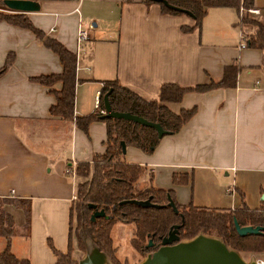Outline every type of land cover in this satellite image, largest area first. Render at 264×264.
I'll list each match as a JSON object with an SVG mask.
<instances>
[{"label": "crops", "instance_id": "1", "mask_svg": "<svg viewBox=\"0 0 264 264\" xmlns=\"http://www.w3.org/2000/svg\"><path fill=\"white\" fill-rule=\"evenodd\" d=\"M35 1L39 10L27 13L32 24L77 57L76 117L95 112L106 80H118L141 98L157 100L164 83L186 88L217 82L224 68L236 63L234 86L188 91L180 102L167 103L174 113L193 107L196 111L177 132L163 135L153 152L126 146L123 158L144 167L138 185L171 190L179 205L230 210L240 204L241 193L247 206L260 207L263 50L240 46L237 9L210 8L199 29L183 32L182 26L193 25L191 16L163 13L159 4L144 0ZM254 7L260 9L254 16L258 26L264 19V0H255ZM79 28L88 36L80 47ZM9 54L13 62L0 75V198L30 203L27 232L23 209L13 202L4 204L18 228L10 251L30 264H55L48 242L63 253L70 243L77 176L68 169L90 163L105 151L106 125L95 120L85 133L74 120L52 115L55 97L50 90L60 89L61 83L45 86L31 78L62 72L57 54L29 29L0 20V68ZM174 175L187 182L174 183ZM229 186L233 193L226 191ZM5 246L0 236V252Z\"/></svg>", "mask_w": 264, "mask_h": 264}, {"label": "trees", "instance_id": "2", "mask_svg": "<svg viewBox=\"0 0 264 264\" xmlns=\"http://www.w3.org/2000/svg\"><path fill=\"white\" fill-rule=\"evenodd\" d=\"M4 0L0 5L5 6ZM173 7H168L157 0H144L146 4H159L160 9L166 14L191 13L194 21L192 26H182L183 32L199 29L207 11L213 7H233L240 12L245 11L239 20L241 31L246 37V46L259 47L263 50L264 65V27L258 25L254 31L253 21L246 12L254 7L255 0H166ZM7 9V8H6ZM0 20L29 29L42 43L55 52L62 64V72L44 74L32 77L45 86L61 83L58 90L51 89L55 97L54 104L50 107V113L64 120H74L75 125L81 131L87 133L91 122L99 120L106 125L105 151L94 155L90 163L82 162L75 166V175L82 178L77 181L75 187L77 216L80 224L90 231V238L98 248L106 253L112 264H120L115 257L116 245H114L111 231L113 226L122 222L131 224V245L142 253H151L160 245L162 237L167 235L169 229L178 224L179 240H188L198 234H205L221 238L225 244L239 253L249 252L254 255L264 254V202L259 208L252 209L247 206L243 194L240 193V204L235 210L211 209L194 206L192 204L179 205L171 190H162L153 186L142 190L135 188L139 179L144 175L143 166L136 163H128L124 160L120 142L126 146H133L145 153H151L158 145L161 138L157 136L152 127L139 123L105 117L101 114L91 113L87 116H74L75 86H76V55L64 46L56 38L48 36L44 31L35 27L27 13L20 11L0 12ZM13 62V55L9 54L0 68V75L4 73ZM239 67L233 63L224 68L220 81H211L208 84H198L194 87H181L175 83H164L160 86L157 100H145L129 88L123 86L118 80H106L99 94V106L104 108L103 96L109 91L108 99L112 110L129 112L144 119L158 123L168 134L177 132L195 113L196 107L183 109L179 113L172 112L167 103L180 102L188 91L206 92L216 88L232 87L236 83ZM174 183H186L187 179L173 176ZM174 202L178 212L175 213L168 206V198ZM149 199L152 204L161 207H142L129 200ZM13 202L22 208L25 214V232L28 231L30 222V203L26 199L9 200L0 198V236L6 239V246L0 252V264H30L28 260H20L14 257L10 251V239L16 235L18 228L13 218L4 211V204ZM126 201V202H124ZM89 204H94L97 209H103L108 218L98 217L91 220L93 209ZM70 209V222L73 206ZM236 218L240 226H261L260 233L240 236L235 230L233 219ZM149 240L152 246H148ZM81 247L84 249V246ZM55 255V264H78L72 258L71 230L68 251H58L51 242H48ZM79 244V245H80Z\"/></svg>", "mask_w": 264, "mask_h": 264}, {"label": "water", "instance_id": "3", "mask_svg": "<svg viewBox=\"0 0 264 264\" xmlns=\"http://www.w3.org/2000/svg\"><path fill=\"white\" fill-rule=\"evenodd\" d=\"M157 1L164 3L168 7L176 8L169 5L166 0ZM3 3L10 11L28 13L39 10V5L35 0H4ZM184 13L192 16L189 11L184 10ZM260 23L264 26V19H261ZM108 95L109 91L103 96L105 113L102 114V116L130 120L144 126L152 127L156 130L157 136L159 138L168 134V132L164 130L158 123L148 121L143 117L131 114L129 112H119L112 110ZM120 146L122 153L124 154L126 152V144L124 141L120 142ZM129 201L142 207L162 206L152 204L149 199H132ZM167 205L170 206L175 213L178 212L174 202L170 197L168 198ZM89 207L93 209V212L90 216L91 220H95L98 217H109L105 214L103 209H97L94 204H89ZM233 222L235 230L240 236L260 233L262 230L261 226H240L236 218L233 219ZM178 228V224L173 225L169 229L167 235L162 237L160 245L157 247V249L151 253H148L145 259L139 264H257L255 259L250 262H246L238 251L229 248L221 238L216 236L198 234L188 240H179V236L177 234ZM148 246H152L151 240H149ZM78 264L112 263L110 262L106 253L101 251L96 244L91 243L83 257L78 261Z\"/></svg>", "mask_w": 264, "mask_h": 264}, {"label": "rangeland", "instance_id": "4", "mask_svg": "<svg viewBox=\"0 0 264 264\" xmlns=\"http://www.w3.org/2000/svg\"><path fill=\"white\" fill-rule=\"evenodd\" d=\"M0 12H9L6 11V7L0 5ZM253 20V19H252ZM255 21V20H253ZM261 24V23H260ZM257 29V24L253 26V28ZM77 181H81L82 178L77 176ZM135 188L137 190L144 189L142 186L136 184ZM76 201L74 200V207L72 212V218L70 222V230H71V245H72V258L78 261L83 257L86 250L90 247L92 239L90 236V231L85 229L82 224H80L77 210L75 208ZM132 234V226L131 224H125L122 222L116 223L111 231V235L113 238L114 245H116V253L115 257L117 258L120 264H139L142 262L148 253H142L137 251L130 243V238ZM84 246V249L81 247V244ZM80 244V245H79ZM241 257L246 261L250 262L254 259L255 255L249 252L240 253ZM256 258V257H255ZM262 258H264V254H262Z\"/></svg>", "mask_w": 264, "mask_h": 264}, {"label": "built area", "instance_id": "5", "mask_svg": "<svg viewBox=\"0 0 264 264\" xmlns=\"http://www.w3.org/2000/svg\"><path fill=\"white\" fill-rule=\"evenodd\" d=\"M78 1H77V5H78ZM78 6H76V10H77ZM1 10V9H0ZM6 11H10V10H6ZM245 10L243 8H240V19H241V16H242V13L244 12ZM246 12L249 14V17L251 19L254 20V16L256 15H259L260 13V9L256 8V7H251V8H248L246 10ZM257 20V19H256ZM258 21V20H257ZM88 36H87V32L86 30L84 29H81L79 28L78 30V34H77V43H78V47L81 46L82 43H84L86 40H87ZM240 39H241V43H240V46L241 47H245L246 46V37L245 35L243 34V32L241 31L240 32ZM95 113L97 114H104L105 113V109L104 108H101L99 106V98L97 97L96 101H95ZM68 173H70L71 175H75V165L73 167H71L70 169H68ZM226 191L228 193H233L234 192V188L232 186H229ZM74 199H76V196H74ZM230 210H235V207H231ZM257 264H264V259H258L256 260Z\"/></svg>", "mask_w": 264, "mask_h": 264}]
</instances>
